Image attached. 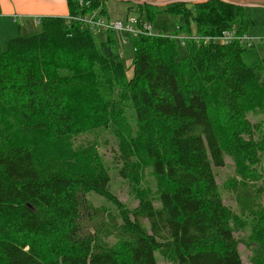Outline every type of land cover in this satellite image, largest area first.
Segmentation results:
<instances>
[{
	"label": "trees",
	"instance_id": "obj_1",
	"mask_svg": "<svg viewBox=\"0 0 264 264\" xmlns=\"http://www.w3.org/2000/svg\"><path fill=\"white\" fill-rule=\"evenodd\" d=\"M67 1L76 15L101 0L91 8ZM128 9L149 23L164 9L175 20L171 33H125L130 77L115 32L99 40L62 16L40 17L39 32L0 45V264H158V256L244 264L214 171L227 154L239 178L230 181L238 214L256 220L253 264H264L262 190L254 184L264 128L248 118L264 111L260 42L179 39L245 34V7L207 0ZM99 129L115 138L133 208L108 191V168L88 140ZM146 169L153 191L141 186ZM91 192L113 208L95 205Z\"/></svg>",
	"mask_w": 264,
	"mask_h": 264
},
{
	"label": "rangeland",
	"instance_id": "obj_2",
	"mask_svg": "<svg viewBox=\"0 0 264 264\" xmlns=\"http://www.w3.org/2000/svg\"><path fill=\"white\" fill-rule=\"evenodd\" d=\"M94 2V0H93ZM181 2V1H177ZM130 3L123 0H101L92 10L95 14L100 15L102 18L110 20H124L127 16H138L135 10L128 9ZM135 4V3H134ZM153 5V4H152ZM164 5V4H163ZM157 5V6H163ZM241 6V5H240ZM245 7V14L248 18V26L246 34L250 37L260 38L261 41L258 45V53L261 57H264V7L263 6H243ZM16 15V14H15ZM145 16V15H144ZM146 17V16H145ZM144 17V18H145ZM156 19L153 21V31L155 33H171L175 29V20L167 12V10H161L155 14ZM146 19V18H145ZM32 18H24L25 25L20 24L19 21H15L13 17H6V20L1 19L0 23V45L4 49L6 42L9 38L16 35L29 36L40 31V25L32 23ZM34 22V21H33ZM12 25H11V24ZM10 24V27H9ZM106 37V32L98 34V39L103 40ZM126 37L124 32L116 31L115 39L118 49L121 53V59L126 69L127 76L130 77L132 70L130 67L131 59L133 57L132 45L127 39L126 43H122V38ZM128 38V37H126ZM180 53L183 54V49H180ZM248 118L251 122L260 124L264 128V111L256 114H249ZM82 140V138H81ZM89 141H92L97 146V151L102 156L105 165L108 168L110 174V182L108 184V191L119 199L128 208H133L137 204L136 195L132 192L126 180L122 179L118 173L120 163L117 160V150L115 138L110 131L95 130L89 137ZM216 174V182L221 192L224 204L231 210L232 220L231 226L234 231V235L238 241V249L241 259L244 264H253L252 259L259 256L260 250L253 241V231L256 224V220L249 215L240 216L238 214V207L236 204L235 196L231 190L230 181L232 178L239 180L235 174L234 161L227 154L225 156V163L222 167L214 168ZM258 172L260 179L254 183L262 190V194L259 198L260 205L264 211V163L258 166ZM144 189H155V182L148 174V170H145L144 178L141 184ZM89 198L95 205H104L108 208H113L111 202L105 197L89 193ZM158 264H171L166 260L158 256Z\"/></svg>",
	"mask_w": 264,
	"mask_h": 264
},
{
	"label": "built area",
	"instance_id": "obj_3",
	"mask_svg": "<svg viewBox=\"0 0 264 264\" xmlns=\"http://www.w3.org/2000/svg\"><path fill=\"white\" fill-rule=\"evenodd\" d=\"M92 0H78V4L81 7L91 8ZM88 11L87 13H79L76 15H69V13L65 16L66 21H76L80 24L81 28H87L95 33L100 32H108V31H120L127 33L133 37H136L140 34L144 35H155L153 31V25L149 23L147 20H143L141 18H137L136 16H127L124 20H110L102 18L100 15L95 14L94 10ZM14 20H18V16L14 15ZM40 18L38 17L36 20V24H39ZM178 37V36H175ZM188 38H192L196 42H207L210 40L219 41L223 44H228L232 41H239L247 46L260 42V38H254L245 34H238L235 29H229L223 31L221 34L217 36H209L204 37L198 34H194L192 36H179V39L185 40ZM125 42V41H123Z\"/></svg>",
	"mask_w": 264,
	"mask_h": 264
},
{
	"label": "crops",
	"instance_id": "obj_4",
	"mask_svg": "<svg viewBox=\"0 0 264 264\" xmlns=\"http://www.w3.org/2000/svg\"><path fill=\"white\" fill-rule=\"evenodd\" d=\"M68 13L67 0H0V23L2 22L1 19L6 20V17H13L14 19V15L16 14L18 16L17 21L20 20V24L23 27L26 24V22H23L25 17H31L33 19L32 23L36 24L38 17H65Z\"/></svg>",
	"mask_w": 264,
	"mask_h": 264
},
{
	"label": "water",
	"instance_id": "obj_5",
	"mask_svg": "<svg viewBox=\"0 0 264 264\" xmlns=\"http://www.w3.org/2000/svg\"><path fill=\"white\" fill-rule=\"evenodd\" d=\"M125 2H133L137 4H153V5H166L173 2L181 1V2H191V3H199L207 0H123ZM226 2H230L233 4L241 5V6H263L264 7V0H224Z\"/></svg>",
	"mask_w": 264,
	"mask_h": 264
}]
</instances>
